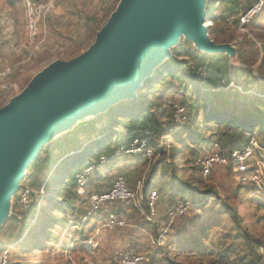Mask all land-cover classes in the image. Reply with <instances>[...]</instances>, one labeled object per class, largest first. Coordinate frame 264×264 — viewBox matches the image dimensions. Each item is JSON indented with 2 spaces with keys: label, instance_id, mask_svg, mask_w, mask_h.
Masks as SVG:
<instances>
[{
  "label": "rangeland",
  "instance_id": "obj_1",
  "mask_svg": "<svg viewBox=\"0 0 264 264\" xmlns=\"http://www.w3.org/2000/svg\"><path fill=\"white\" fill-rule=\"evenodd\" d=\"M229 1L208 0L207 5L211 38L217 43H232L238 49V62H230L229 78L221 81L219 90L208 91L190 74L182 73L160 85L153 95L148 93L153 88H144L146 97L140 103L136 101L142 96V90L137 99L131 100L137 108H141L142 102L146 107L148 101H153L161 123L151 135L150 142L156 149L152 160L123 152L124 137L121 140L119 137L125 136L127 130L121 113L115 115L119 128L113 126L103 136L96 134L91 140L102 142L111 138L110 142H118L120 146L116 147L115 156L106 151V146L96 147L94 142L90 153L84 142L73 140L76 127L84 121L56 133L44 145L39 170L35 172L33 163L27 168L12 197L10 213L0 229V255L8 250L10 264H128L127 253L134 248L156 264H214L222 254L231 251L236 252L231 259L244 262L250 258L246 234L264 242L263 200L257 198L250 184L241 183L239 173L229 168L218 166L210 176L203 177L193 163L195 154L189 147L199 132L207 136L200 146V153L211 150L209 139L214 136L216 140H225L224 146L231 150L232 144L226 140V134H240L241 130L219 127L214 122L205 123L206 110L217 109L219 118L228 119L242 113L253 101L264 103V11L250 24L241 27L239 23L227 21L231 10L250 8L256 0ZM119 2L57 0L54 14L42 20L36 39L28 33L29 10L23 0H9L8 12L0 4V14H8L14 34L12 47H8V41L2 40L0 35V68L12 70L8 81L13 84L6 93L0 94V107L21 93L33 76L53 61L69 60L86 50ZM176 47L185 52L180 57L182 60L191 61L188 51L207 55L185 36L172 48V57ZM197 72L202 76L204 70ZM146 83L147 87L151 86ZM3 90L0 87V93ZM169 98L190 112L189 122L183 129L172 126L173 107ZM115 106L118 104L95 116H102L99 125L106 127L108 112ZM130 112L124 111V114ZM254 120L251 117L247 122ZM263 121L253 127L248 124L252 127L248 130L254 133L259 144L250 166L261 169L258 188L264 193ZM74 143L82 146L80 153L68 151ZM197 144H193L194 147L198 148ZM54 146L58 147L54 149ZM101 156H105V160L101 161ZM76 159L77 165L74 164ZM63 161L72 163L65 168ZM87 167L92 169L86 176L85 194L81 195L78 177ZM72 170L71 177H76V181L63 185ZM120 175L132 186L141 182L147 195L153 189L159 191L160 200L153 220L146 215L150 210L148 202L142 210L118 203L102 211H91L90 195L109 189ZM184 198L192 203L188 213L169 228L161 229L158 221L169 204ZM112 217H115V223L110 221ZM206 226L209 229L204 238L210 249L200 254L192 249V243L199 238L200 228ZM153 240H158L157 244ZM119 254L123 257L115 261L114 256Z\"/></svg>",
  "mask_w": 264,
  "mask_h": 264
},
{
  "label": "water",
  "instance_id": "obj_2",
  "mask_svg": "<svg viewBox=\"0 0 264 264\" xmlns=\"http://www.w3.org/2000/svg\"><path fill=\"white\" fill-rule=\"evenodd\" d=\"M207 5L208 0H120L86 50L53 61L0 107V229L27 168L50 138L115 104L137 99L182 36L199 51L224 53L238 62L234 44L211 38L204 25Z\"/></svg>",
  "mask_w": 264,
  "mask_h": 264
},
{
  "label": "built area",
  "instance_id": "obj_3",
  "mask_svg": "<svg viewBox=\"0 0 264 264\" xmlns=\"http://www.w3.org/2000/svg\"><path fill=\"white\" fill-rule=\"evenodd\" d=\"M24 5L27 7L28 20L27 30L29 36L36 39L42 20L47 16L53 15L56 7L57 0H23ZM264 11V0H256L250 8L240 7L236 13L228 16L227 21L229 23H239L241 27L250 24L255 17ZM237 14V15H236ZM12 70L8 68H0V87H3V91L0 94L6 93L13 84L8 81L11 76ZM208 73L204 70L201 79L206 81L208 79ZM228 84L227 87H231ZM220 85L217 89H219ZM221 88L225 89L224 86ZM169 104L173 107L172 126L177 128L185 126L188 122L187 108L179 104L176 100L169 98ZM123 152L129 155H137L144 160H152L156 155V149L151 144L148 137H139L135 139L128 146H121ZM259 149L258 141L251 137L246 145L236 147L228 150L221 143L214 141L212 143L211 150L206 153H200L194 159V165L200 171L203 177L210 176L216 167L222 166L231 169L234 173H239V179L243 185L250 184L251 188L257 193V198L262 199L261 203L264 205V193L258 188L261 185L259 175L261 169L257 166H250V162L254 154ZM101 161L105 160V156L99 157ZM100 161V162H101ZM92 167H87L78 177V182L81 184L79 193L85 194L84 186L88 181L86 176L89 175ZM262 197L258 195L260 193ZM149 212L146 213L149 220H153L157 213V206L160 200V194L157 189H153L148 192L147 195ZM146 201V192L143 188V184L138 182L136 185H130L127 178L120 175L116 178L114 184L105 191L94 192L90 195L89 203L92 212L102 211L111 205L122 204L126 207H133L137 210H142L144 202ZM192 203L187 198L178 199L169 204L165 214L158 221L161 229L169 228L178 218L185 216ZM113 215L114 214H110ZM112 223L116 222L115 217L110 219ZM158 240H153L154 244H157ZM123 254L115 255L114 260L121 259ZM129 258L128 264H156L150 258L138 253L137 248L131 249L127 253ZM0 264H10L8 250H4L0 255Z\"/></svg>",
  "mask_w": 264,
  "mask_h": 264
},
{
  "label": "trees",
  "instance_id": "obj_4",
  "mask_svg": "<svg viewBox=\"0 0 264 264\" xmlns=\"http://www.w3.org/2000/svg\"><path fill=\"white\" fill-rule=\"evenodd\" d=\"M233 0H230L231 2ZM237 9V8H236ZM236 9L231 12L236 13ZM217 10V9H216ZM209 11V9H208ZM174 56L172 58H169L168 60L164 61L161 63L154 71V75L152 77H148L146 79V82L150 83L151 86L149 87H144V88H153V91L148 92L150 95L155 94L156 90L160 85H165L168 83L170 79H173L175 77L180 76L182 73L185 74H190V76L195 80L196 82H199V84L202 87H205L206 90L210 91H218L219 89L218 86L220 85L221 81L223 79L227 80L229 78L228 74V69H230V58L228 57L227 54L224 53H219V54H213V55H203L199 56L196 54V52L188 51L186 52L190 57L191 61L189 60H182L180 57L181 55L184 54L185 52H181L180 48H174L173 50ZM198 69H203L208 73V79L206 81H203L200 77V74L197 72ZM177 71V72H176ZM143 88V90H144ZM142 90V96L138 98L136 101L137 104L142 101L146 95ZM141 108H137L136 105L131 101V100H125L121 103L118 104V106H115L108 112L107 116V122H106V127L104 125H99L102 116H98L97 118L95 117L94 119L84 121L83 123L79 124L75 131H74V139L73 140H78V142H84L88 143V151L91 153L92 152V147L94 148V143L95 141H91L94 135H101L103 136L106 134V132L111 129L113 126L117 129L119 128V123L115 120V115L116 114H122V118H124L123 121V126L127 130V134L125 136H120L119 140L124 137L123 144L124 146L130 145L135 139L139 137H148L151 140V135L155 133L161 126V123L158 119L157 113L155 112V107L153 101H148L146 103V107L144 106V102H142ZM250 104V103H249ZM263 102L260 100H256L251 102L250 106L244 110L242 113H239V115H236L235 117L230 116L228 119H222L217 116V109L215 111H209L207 114V120L205 123H217L219 124L218 126H224L226 128L229 127H234L236 129H240L241 133H227L226 134V140L230 141L232 144V149L236 147H241L243 145H246L248 141L250 140L251 137H253L254 133L252 131H249L248 129H252L253 125H257L260 121L264 120V110H263ZM188 110V109H187ZM124 111H131L128 114H124ZM188 116H190V112L187 111ZM216 117V119H215ZM251 117H254V121L247 122V120L251 119ZM209 121V122H208ZM189 122V121H188ZM187 122V123H188ZM264 122V121H263ZM252 127H249V125ZM185 126H182L181 129H183ZM257 127V126H255ZM116 131V130H114ZM215 135V134H214ZM206 137L204 134L197 132L195 136L194 143L190 144L189 147L191 148V151L195 154L194 159L196 156L200 154V146L203 145V142L206 141ZM214 136L213 138L209 139L210 143L217 141L221 143L223 146L225 145V140H216ZM224 138V137H223ZM83 140V141H82ZM98 141V140H97ZM95 142L96 147L97 146H106V151H108L111 156L116 155V147L119 145L117 142H110L111 138H107V140H104L102 142ZM221 141V142H220ZM199 147L196 148L194 147L193 144L198 145ZM110 143H114V146H111ZM80 143H74L68 151L73 152L77 150L78 148H82V146H79ZM79 146V147H78ZM120 146V145H119ZM118 146V147H119ZM58 146H54V149L57 148ZM225 147V146H224ZM68 149V148H67ZM67 149H63L62 151H66ZM71 149V150H70ZM102 151V150H101ZM88 152V153H89ZM104 152V151H102ZM199 152V153H198ZM75 154V153H74ZM110 156V155H109ZM141 158V157H140ZM41 159V156L39 157L38 160L33 163V168L35 172L39 170L40 167V162L39 160ZM74 164H78V159L74 161ZM72 163V162H71ZM70 163V164H71ZM194 163V160H193ZM69 163L67 164V161H63V167L65 166L68 167L70 165ZM76 169V168H74ZM73 169V170H74ZM73 170L69 173V175L66 177L64 182H72L76 181V177H71ZM148 202L147 199V192H146V201ZM144 202V203H145ZM159 223V222H158ZM208 229L209 227L206 226L205 228H200L199 230V238H196L195 242L192 243V249L195 250L197 253L202 254L203 252L206 251L209 252V246H207V239L204 238L208 234ZM197 235V234H196ZM248 237L247 241V246L250 248V258H246L244 262L233 260L230 257L232 255H235V251H231L227 254H222L220 256V259L215 261L214 264H264V242L261 240H257L254 238H251L249 234H246ZM260 249L262 250L261 252ZM221 253V252H220ZM177 264V263H176Z\"/></svg>",
  "mask_w": 264,
  "mask_h": 264
},
{
  "label": "crops",
  "instance_id": "obj_5",
  "mask_svg": "<svg viewBox=\"0 0 264 264\" xmlns=\"http://www.w3.org/2000/svg\"><path fill=\"white\" fill-rule=\"evenodd\" d=\"M0 4L5 11L8 12V8L10 7L9 0H0ZM11 19L9 18L8 14L5 12L4 16L0 14V35L3 36L2 40L8 41L7 46L12 47L13 43V29ZM0 37V38H1ZM5 44V43H4ZM1 60V57H0Z\"/></svg>",
  "mask_w": 264,
  "mask_h": 264
},
{
  "label": "bare ground",
  "instance_id": "obj_6",
  "mask_svg": "<svg viewBox=\"0 0 264 264\" xmlns=\"http://www.w3.org/2000/svg\"><path fill=\"white\" fill-rule=\"evenodd\" d=\"M210 24H211V23H208V20H207V21L205 22L204 25H205L206 27H208V26H210ZM76 153H77V152H75V154H76Z\"/></svg>",
  "mask_w": 264,
  "mask_h": 264
},
{
  "label": "clouds",
  "instance_id": "obj_7",
  "mask_svg": "<svg viewBox=\"0 0 264 264\" xmlns=\"http://www.w3.org/2000/svg\"><path fill=\"white\" fill-rule=\"evenodd\" d=\"M209 14V13H208ZM228 85V84H227Z\"/></svg>",
  "mask_w": 264,
  "mask_h": 264
}]
</instances>
